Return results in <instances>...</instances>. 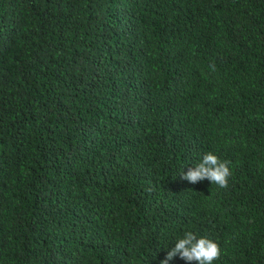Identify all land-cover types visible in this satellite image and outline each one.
<instances>
[{"label":"trees","instance_id":"trees-1","mask_svg":"<svg viewBox=\"0 0 264 264\" xmlns=\"http://www.w3.org/2000/svg\"><path fill=\"white\" fill-rule=\"evenodd\" d=\"M208 152L227 188L181 178ZM189 231L264 264V0H0V264H161Z\"/></svg>","mask_w":264,"mask_h":264},{"label":"clouds","instance_id":"clouds-1","mask_svg":"<svg viewBox=\"0 0 264 264\" xmlns=\"http://www.w3.org/2000/svg\"><path fill=\"white\" fill-rule=\"evenodd\" d=\"M229 161H222L217 155L208 152L205 153L199 163L188 171L181 173V178L189 183L208 180L220 188H227L229 177L232 172L229 168ZM179 256L181 259L196 264H213L221 256V249L218 243L207 237H197L193 232H186L183 238L175 242V246L167 252L166 257L161 264H169L174 257Z\"/></svg>","mask_w":264,"mask_h":264}]
</instances>
